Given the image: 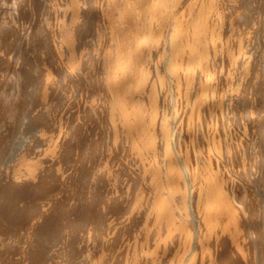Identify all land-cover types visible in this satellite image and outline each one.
Returning a JSON list of instances; mask_svg holds the SVG:
<instances>
[{"label": "bare ground", "instance_id": "1", "mask_svg": "<svg viewBox=\"0 0 264 264\" xmlns=\"http://www.w3.org/2000/svg\"><path fill=\"white\" fill-rule=\"evenodd\" d=\"M0 264H264V0H0Z\"/></svg>", "mask_w": 264, "mask_h": 264}]
</instances>
